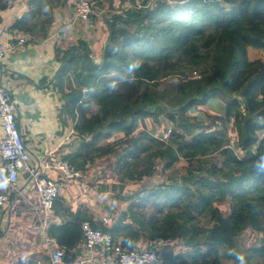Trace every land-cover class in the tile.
I'll use <instances>...</instances> for the list:
<instances>
[{
	"label": "trees",
	"instance_id": "obj_1",
	"mask_svg": "<svg viewBox=\"0 0 264 264\" xmlns=\"http://www.w3.org/2000/svg\"><path fill=\"white\" fill-rule=\"evenodd\" d=\"M14 1L0 0V12ZM108 1L113 15L98 40L78 35L68 48L53 43L60 63L54 88L58 117L74 122L79 140L63 157L82 173L71 183L96 186L85 172L105 159L114 163L119 199L104 224L71 211L60 187L52 206L58 221L46 225V237L64 246L65 256L78 254L87 221L122 248L145 244L161 264H261L264 238L250 249L238 239L247 230L264 235V57L247 55L248 48L264 51V0H136L138 8ZM66 3L27 0L10 30L46 37ZM86 23L94 24V15ZM192 71L197 78L182 79ZM172 77L176 103L155 85ZM215 99L222 113L202 123L205 113L193 108ZM160 118L171 126L166 140ZM155 158L165 177L135 189L154 173Z\"/></svg>",
	"mask_w": 264,
	"mask_h": 264
},
{
	"label": "crops",
	"instance_id": "obj_2",
	"mask_svg": "<svg viewBox=\"0 0 264 264\" xmlns=\"http://www.w3.org/2000/svg\"><path fill=\"white\" fill-rule=\"evenodd\" d=\"M115 1L117 5V0ZM25 4V0L18 3L13 2L11 8L0 12V41H7L14 34H18L16 30L11 31L10 27L17 18L26 13ZM54 16V22L51 23L54 25V30L48 29L46 37L30 35L31 38L27 45L19 49L15 55L0 62V81L7 89L9 96L14 95L12 98L16 100L17 105L16 121L24 140L26 137L33 141V143H25L36 168L50 179L61 183L64 205L68 206L71 211L83 210L92 219L97 220L96 218L101 219L99 217H104L108 212L101 202H110L113 208L115 203L111 201L115 194L113 192L107 194L102 189L93 190L92 184L87 187L71 183L76 179H64L55 166L56 161L76 151L79 140L74 142V139H78L74 122L71 119L63 117L59 119L58 117L62 102L54 88L58 64L54 62V51L51 50L58 36L64 35L66 31L70 32V26L73 23L72 13L65 14L63 19L58 13ZM74 24L75 28L71 34L77 37L78 35L83 36V30L87 33H96V30L103 28L98 26L97 22L92 25L86 22H75ZM95 36L88 37L94 38L95 41L102 34L96 33ZM40 87L42 90H39ZM18 100L23 106L22 111L17 104ZM26 122L31 124V132L28 134L22 127V124ZM85 174L88 177L90 173L86 171ZM18 185L20 193H15L0 180V190L9 199L8 203L0 209V232L2 234L0 236V264H47L48 253L56 244L46 237L45 228L46 225L57 222L58 218L53 212L43 211L34 182L30 177L21 174ZM85 251L86 247L82 241L78 254H76V260ZM94 251L100 252L99 249Z\"/></svg>",
	"mask_w": 264,
	"mask_h": 264
},
{
	"label": "built area",
	"instance_id": "obj_3",
	"mask_svg": "<svg viewBox=\"0 0 264 264\" xmlns=\"http://www.w3.org/2000/svg\"><path fill=\"white\" fill-rule=\"evenodd\" d=\"M72 18L77 23L86 22L95 12L93 0H73ZM127 8H138L136 0H128ZM73 21V20H72ZM73 21V22H74ZM74 22V23H75ZM30 35L14 34L7 41H0V62L28 44ZM198 77V71L186 73L182 79ZM16 100L9 96L7 89L0 81V180L9 186L13 192L20 193L18 180L25 174L34 182L39 196L40 205L45 213L52 212L54 200L60 192L61 183L50 179L31 165L30 152L22 133L18 127ZM168 138V131L163 140ZM66 180L78 179L82 173L64 159L55 163ZM8 201V196L0 190V209ZM107 223V218L102 219ZM82 241L86 251L75 260L74 264H161L162 257L155 251L139 244L134 249L122 248L114 242L113 237L106 232L94 229L89 222L81 224ZM99 249L96 253L94 250ZM66 248L57 245L48 253L47 264H60L63 262Z\"/></svg>",
	"mask_w": 264,
	"mask_h": 264
},
{
	"label": "rangeland",
	"instance_id": "obj_4",
	"mask_svg": "<svg viewBox=\"0 0 264 264\" xmlns=\"http://www.w3.org/2000/svg\"><path fill=\"white\" fill-rule=\"evenodd\" d=\"M21 1L22 0H15L14 3H18V2H21ZM25 1H26V4H27V0H25ZM156 1L157 0H147L149 5H152V4L156 3ZM168 1L171 2L172 0H168ZM72 5H73V0H67L66 7L62 8L60 13H58L59 16L61 17V19H63L65 17L64 16L65 14H69L70 15L72 13V11H73V6ZM108 5H109V1L108 0H102L101 7L96 8L95 12L93 14L94 18H95V22L98 23V26L103 27L104 31L105 30L108 31V29H107L108 28L107 21L113 15V11L108 9ZM224 6L227 9L229 8V5H227V4H225ZM72 20L74 21V18H72ZM52 22H54V21H52ZM74 22L71 23L70 32L66 31L64 33V35L58 36V38L54 41L56 43V45H59L60 42H63V45H64L65 48H68L70 45H77V41H76L77 36L74 35V34H71V33H73L74 28H75ZM86 27H87V25H86ZM17 33H19V32H17ZM96 33H99L100 35L102 34L101 30H96ZM96 33H94V32L87 33V31L83 30V32H82L83 36H81V37L87 38L90 35L92 37L93 36L96 37L95 36ZM91 39H92L91 41H94L93 38H91ZM51 50L54 51L55 50V46H53ZM247 55H248L249 60L263 58L264 57V51L263 50H259L258 51L257 49L254 50V49H249L248 48ZM54 62H56V64H58V67L60 66V63L58 61L55 60ZM177 81L178 80H177L176 77H172V78L163 79V80L155 82V85H156V87L159 90H164L167 93L168 101L171 102V103H176V101H177V95L175 93V85H176ZM39 90H42V88L40 87ZM12 97H14V95H12ZM110 100L111 99H109V101ZM17 104H18L19 108L22 111L23 110L22 109L23 106L21 105L20 100L17 101ZM221 106H222V104L220 103V101L218 99H215V100H212L209 103H206L202 107L193 108L192 112H194V113H199V112L205 113L206 117L202 121V123H206L207 124V123L212 122V120L209 119L211 114H221L222 113L221 112V110H222ZM222 108H223V106H222ZM160 122L162 124L167 125L163 118H160ZM22 127L25 130L24 131L25 133L28 134L29 132H31V124L29 122H26L24 125L22 124ZM230 127L231 126L228 125V128H230ZM167 128H171V126H168V125L166 126V128H165L166 132L168 131ZM191 128L194 131L198 130V128L194 127V126H191ZM32 129H33V125H32ZM145 130L149 131V133H151L153 131L151 125H148L147 128H145ZM159 130L160 129L158 127H156V131H159ZM155 133H157V132H155ZM189 138H190V136L187 135V139H189ZM116 139H118V138H116ZM77 140L78 139H74V142H76ZM25 142L33 143L32 140H29L26 137H25ZM234 145L237 146L236 142L234 143ZM103 160H104L103 162H99V161L95 162L92 165H90V167L87 168V173L88 174L90 173L87 178H89L91 180L90 183H93V181L96 180V179H97V181H99L98 184L92 188L93 190H98L99 191L100 189H102L107 194L110 193V192H113L114 194L117 195V193L119 191L118 182H117V178H116V175L114 174L113 169H111V168H113L114 163L110 167L108 164H105L106 160L105 159H103ZM110 160H113V159H110ZM29 163L31 165H34V162H33L32 159L30 160ZM111 163H112V161H111ZM154 166H155L154 173L151 176L144 178V180L142 182H139L138 184H135V185H137L135 187V189L141 188L142 185H144V184L147 185V186H153V185H156V184H158L159 182L162 181V179L165 177V174L163 173L162 168H161L162 167V163L159 160H157V158L154 159ZM129 181L130 180H126L127 183H133V182H129ZM83 182L86 183V179ZM93 193H96V192H93ZM118 199H119V197H117V198L114 197L112 199V201L111 200L110 201L116 203ZM7 203L8 202H6V204ZM101 203H102L101 205L106 206L108 211L111 210L110 209L111 206L109 204L110 202L107 203L106 201H102ZM224 210L227 213V211H228L227 208H225ZM107 215L109 216V213H107ZM107 215H105V216H107ZM105 216L104 217H102V216L99 217V218H101L99 220L102 221L103 218H106ZM96 219H98V218H96ZM261 237L264 238V235L263 234H255V233L252 232V230H247L245 233L242 234V236L239 237L238 242L241 244L242 248L250 249L251 246H255V242H256L255 239L261 238ZM184 252L185 251L182 250V255H184ZM260 263L264 264V259L260 260Z\"/></svg>",
	"mask_w": 264,
	"mask_h": 264
},
{
	"label": "water",
	"instance_id": "obj_5",
	"mask_svg": "<svg viewBox=\"0 0 264 264\" xmlns=\"http://www.w3.org/2000/svg\"><path fill=\"white\" fill-rule=\"evenodd\" d=\"M75 260H76V254L72 253L69 256H64L63 263H65V264H73L75 262Z\"/></svg>",
	"mask_w": 264,
	"mask_h": 264
}]
</instances>
